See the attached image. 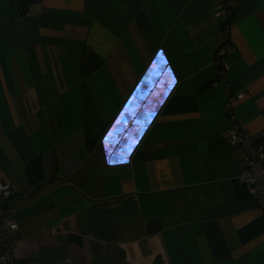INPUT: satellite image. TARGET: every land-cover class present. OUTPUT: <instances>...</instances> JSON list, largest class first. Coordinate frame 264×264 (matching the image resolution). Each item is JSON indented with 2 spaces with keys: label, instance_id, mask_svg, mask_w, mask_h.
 Masks as SVG:
<instances>
[{
  "label": "crops",
  "instance_id": "1",
  "mask_svg": "<svg viewBox=\"0 0 264 264\" xmlns=\"http://www.w3.org/2000/svg\"><path fill=\"white\" fill-rule=\"evenodd\" d=\"M218 1L0 0L16 260L264 264V210L237 180L217 79L232 46L233 111L261 136L264 0H225L226 31Z\"/></svg>",
  "mask_w": 264,
  "mask_h": 264
},
{
  "label": "built area",
  "instance_id": "2",
  "mask_svg": "<svg viewBox=\"0 0 264 264\" xmlns=\"http://www.w3.org/2000/svg\"><path fill=\"white\" fill-rule=\"evenodd\" d=\"M230 14L231 11L225 0H219L215 18L224 26L225 30ZM232 50V46L223 49L220 59L217 60L222 63L219 73L227 91L224 110L232 121L227 137L232 145L239 146L243 150L245 166L238 176V182L246 187L249 196L254 199L260 209L264 210V148L255 140L256 137L244 127L233 111V102L236 96L230 92L226 82L227 65L224 58L226 52ZM241 96L237 95V97ZM15 195L11 184L0 177V264H25V261L16 260L12 253L18 235V224L11 216V204Z\"/></svg>",
  "mask_w": 264,
  "mask_h": 264
},
{
  "label": "trees",
  "instance_id": "3",
  "mask_svg": "<svg viewBox=\"0 0 264 264\" xmlns=\"http://www.w3.org/2000/svg\"><path fill=\"white\" fill-rule=\"evenodd\" d=\"M220 27H222V30L223 31H226L225 30V28H224V26L222 25V24H220ZM218 59H220V56H218ZM217 64L219 65V68H221V61H217ZM217 79L218 80H222L223 78L220 76V73H219V75L217 76ZM227 82V81H226ZM257 142H259V143H261V141H263L264 140V133L261 135V136H259V137H256V139H255ZM241 185H243V184H241ZM17 195H15V197H16Z\"/></svg>",
  "mask_w": 264,
  "mask_h": 264
},
{
  "label": "water",
  "instance_id": "4",
  "mask_svg": "<svg viewBox=\"0 0 264 264\" xmlns=\"http://www.w3.org/2000/svg\"><path fill=\"white\" fill-rule=\"evenodd\" d=\"M261 146L264 148V140L263 141H261Z\"/></svg>",
  "mask_w": 264,
  "mask_h": 264
},
{
  "label": "snow or ice",
  "instance_id": "5",
  "mask_svg": "<svg viewBox=\"0 0 264 264\" xmlns=\"http://www.w3.org/2000/svg\"><path fill=\"white\" fill-rule=\"evenodd\" d=\"M155 66H156V64H155V62H153V65H152V67H153V68H155ZM118 122H119V121H118ZM110 162H111V161H110Z\"/></svg>",
  "mask_w": 264,
  "mask_h": 264
}]
</instances>
